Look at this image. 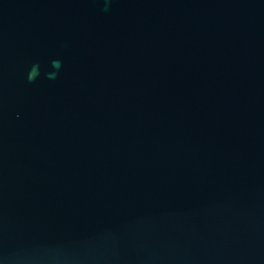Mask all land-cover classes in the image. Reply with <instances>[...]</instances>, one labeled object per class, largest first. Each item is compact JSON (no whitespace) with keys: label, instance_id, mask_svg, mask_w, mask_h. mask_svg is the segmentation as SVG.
Instances as JSON below:
<instances>
[{"label":"water","instance_id":"95a60500","mask_svg":"<svg viewBox=\"0 0 264 264\" xmlns=\"http://www.w3.org/2000/svg\"><path fill=\"white\" fill-rule=\"evenodd\" d=\"M0 264H264V0H0Z\"/></svg>","mask_w":264,"mask_h":264},{"label":"clouds","instance_id":"9594fccd","mask_svg":"<svg viewBox=\"0 0 264 264\" xmlns=\"http://www.w3.org/2000/svg\"><path fill=\"white\" fill-rule=\"evenodd\" d=\"M54 66H55V62H54ZM34 69H35V68H33V70H34ZM33 70H32V72H33ZM32 76H33V75H32V74H30V79L32 78Z\"/></svg>","mask_w":264,"mask_h":264}]
</instances>
